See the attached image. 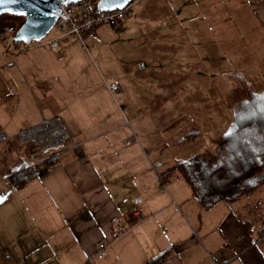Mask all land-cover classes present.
<instances>
[{
	"label": "crops",
	"instance_id": "1",
	"mask_svg": "<svg viewBox=\"0 0 264 264\" xmlns=\"http://www.w3.org/2000/svg\"><path fill=\"white\" fill-rule=\"evenodd\" d=\"M191 1L198 3L194 9L187 4ZM191 1L161 0L165 13L158 22L166 18L163 24L168 27L164 31L167 46L179 45V29L186 25L191 41L198 40L194 33L201 29H192L189 24H200L199 16L210 15L216 9V0ZM224 8L229 11L227 24L239 15L234 9H250L264 36V0H225ZM148 9V5L146 9L142 6L139 14L144 15ZM190 10L198 16H191ZM239 13L247 21L249 14ZM22 67L30 78L36 76V70L28 63L24 62ZM63 82L67 90L44 80L24 81L16 85L15 91L8 84L1 87L8 91L3 95L4 101L0 98V134L18 138L19 132L44 120L46 128L29 142L11 139L1 150L11 168L19 159H25L19 168L36 172L24 186L16 188L11 173H1L2 160L0 183L5 184L4 189L12 188V196L16 193L15 210L11 213L21 218L29 212L32 223L27 225H34L44 239L26 246L4 245V252L0 245V264H23L29 258L27 264H85L94 259L92 255L101 240L110 241L111 245L107 257L97 264H217L223 259L229 260L228 264H264V226L255 231L262 222L259 215L264 211V203L260 202L263 195L254 198L252 204L262 211L252 206L246 208L245 202L251 200L245 198L235 203L238 210L234 209L235 204L227 202L205 209L182 178L168 181L167 189L162 188L158 175L171 167L161 169L164 161L155 155L150 144L146 148L138 137L121 133L119 126L125 123L115 127L114 115L104 107L109 99L85 97L86 91L82 89L88 86L71 88ZM105 84L104 90L112 95L109 83ZM90 102L93 113L86 108ZM101 124L110 127L100 131ZM92 130L99 132L89 133ZM103 137L106 139L100 141ZM128 140L135 142L127 144ZM53 153L58 154V162L49 167L46 159ZM40 198L50 206L54 217L43 214L39 220L36 212L35 219L28 210L40 208L35 207ZM137 207L143 209L141 219L132 216ZM0 213L7 216L6 211ZM239 218L254 222L252 243L239 236ZM118 225L128 230L112 239Z\"/></svg>",
	"mask_w": 264,
	"mask_h": 264
},
{
	"label": "rangeland",
	"instance_id": "2",
	"mask_svg": "<svg viewBox=\"0 0 264 264\" xmlns=\"http://www.w3.org/2000/svg\"><path fill=\"white\" fill-rule=\"evenodd\" d=\"M216 1V9L210 15L199 16L200 24L192 20L193 24H189L192 29L196 26L201 29L198 35L194 33V38L199 39L191 41L186 25L179 29L182 40L177 47L166 44L164 31L168 27L163 24L166 18L158 22L165 13L161 0H134L123 27L117 30L99 27L88 32L84 40L76 37L63 39L56 51L50 49L47 40L56 35L57 29H52L39 43L18 45L19 51L16 50L18 47L8 48L9 44L6 45L0 37L1 101H4L3 95L8 91L1 88L4 84L12 86L14 91L16 85L32 80L48 81L56 88L60 85L65 89L63 81L71 88L84 85L88 86L82 89L86 91L85 97L109 99L104 107L111 110L110 115H114L115 127L125 123L119 126L121 133L129 132V137H138L146 148L150 144L155 155L164 161L165 166L161 169L197 154H215L217 139L230 130L234 114L245 99L244 84L255 93L264 95V36L261 28L257 27L250 9L244 8L234 9L233 12L239 15L227 24L229 11L224 8L225 0ZM187 4L190 9L198 5L192 4V1ZM147 5L148 11L144 15L139 14L141 7L146 9ZM239 11L249 14L247 21ZM199 13H204L202 7ZM190 15L194 18L198 16L193 10H190ZM24 21V18L11 15L0 16L1 28L20 27ZM229 28L234 31H229ZM24 62L36 70L35 77L30 78L24 72ZM114 79L119 80L122 90L112 92V96L104 90V85L105 81L110 83ZM91 102L86 106L89 110ZM71 124L74 126V123ZM109 127L101 124L98 129L108 130ZM98 132L89 131L91 134ZM191 137H195L194 140ZM11 139L18 141V138L0 141V164L3 160L4 166L1 173L5 174L23 166L25 161L19 159L13 168L5 162L1 150ZM105 139L103 137L100 141ZM178 177L173 173L169 181ZM0 184V211L7 212L6 217L0 213L1 251L4 252L9 244L25 243L26 246L42 241L44 235L37 232L34 225H27L32 223L29 212L21 218L11 213L15 210L16 193L12 196V188L4 189L5 184ZM259 195H263L260 202L264 203V187L252 197H245L251 200L243 202L246 208L252 206L254 198H259ZM42 206L46 209H41ZM234 206L238 210L237 204ZM35 207L40 208H28L35 219L36 212L39 220L43 214L54 217L50 206L41 198ZM250 208L261 210L256 206ZM262 213L259 215L262 222L255 227V231L264 226V211ZM28 260L30 258L24 259L23 264H27Z\"/></svg>",
	"mask_w": 264,
	"mask_h": 264
},
{
	"label": "trees",
	"instance_id": "3",
	"mask_svg": "<svg viewBox=\"0 0 264 264\" xmlns=\"http://www.w3.org/2000/svg\"><path fill=\"white\" fill-rule=\"evenodd\" d=\"M243 87L245 99L234 114L230 130L217 139L215 154H197L166 170L184 179L205 209L220 202L234 204L264 187V95L250 90L247 84ZM57 162V153L46 159L49 167ZM35 176V170L19 168L10 179L20 188ZM254 226L253 221L239 218L241 239L252 243Z\"/></svg>",
	"mask_w": 264,
	"mask_h": 264
},
{
	"label": "built area",
	"instance_id": "4",
	"mask_svg": "<svg viewBox=\"0 0 264 264\" xmlns=\"http://www.w3.org/2000/svg\"><path fill=\"white\" fill-rule=\"evenodd\" d=\"M134 1V0H133ZM131 1L125 8L117 9L110 12L98 11V0H82L76 4L61 5L60 11L57 14L58 18L55 22L53 29H57L56 35L48 38L47 45L52 51H56L61 47L62 40L70 37H76L80 40L85 39V35L99 27H105L112 30H117L121 27L124 19L129 17L131 9ZM16 17V16H14ZM22 18V17H19ZM18 26H5L0 28V37L5 40V44L8 45L10 39L18 30ZM108 88L111 92H120L122 90L119 80H113L108 84ZM46 128V120L41 124L32 128H27L18 134V141L29 142L33 139V135L42 133ZM10 138L4 133L0 134V141H8ZM134 140H128L127 144H133ZM169 173L164 171L158 175L161 186L167 189L169 181ZM132 216L136 219L143 217V209L137 207L132 211ZM128 230L127 227L118 225L113 232L112 239L119 237L121 234ZM261 239H264V232ZM110 241L101 240L98 242L92 255L93 260H87L85 264H97V261H102L107 257ZM229 260L223 259L217 264H228Z\"/></svg>",
	"mask_w": 264,
	"mask_h": 264
},
{
	"label": "water",
	"instance_id": "5",
	"mask_svg": "<svg viewBox=\"0 0 264 264\" xmlns=\"http://www.w3.org/2000/svg\"><path fill=\"white\" fill-rule=\"evenodd\" d=\"M82 0H0V16L24 18V23L10 39L8 48L15 43L27 44L43 41L53 29L61 5L76 4ZM133 0H98L97 10L110 12L125 8ZM2 23H0V28Z\"/></svg>",
	"mask_w": 264,
	"mask_h": 264
},
{
	"label": "snow or ice",
	"instance_id": "6",
	"mask_svg": "<svg viewBox=\"0 0 264 264\" xmlns=\"http://www.w3.org/2000/svg\"><path fill=\"white\" fill-rule=\"evenodd\" d=\"M11 2L15 3V2H16V0H11Z\"/></svg>",
	"mask_w": 264,
	"mask_h": 264
},
{
	"label": "bare ground",
	"instance_id": "7",
	"mask_svg": "<svg viewBox=\"0 0 264 264\" xmlns=\"http://www.w3.org/2000/svg\"><path fill=\"white\" fill-rule=\"evenodd\" d=\"M229 183V182H228ZM239 185V184H238Z\"/></svg>",
	"mask_w": 264,
	"mask_h": 264
}]
</instances>
